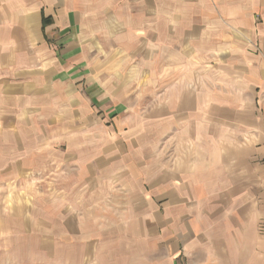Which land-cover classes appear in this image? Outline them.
<instances>
[{
    "label": "crops",
    "instance_id": "obj_1",
    "mask_svg": "<svg viewBox=\"0 0 264 264\" xmlns=\"http://www.w3.org/2000/svg\"><path fill=\"white\" fill-rule=\"evenodd\" d=\"M197 2V19H181L183 27L197 24L196 37L188 42L178 46L171 30L150 33L148 44L139 36L143 45L135 54L148 51L150 67L144 73L150 82L130 83L96 68L79 9L93 7L94 0H0V117L8 123L2 109L19 107L35 118L32 106L40 120L47 98L57 107L62 95L55 88L67 86L69 103L86 105V131L71 121L50 138L57 142L66 135L63 155L70 169L81 165L85 200L98 197L101 220L105 215L134 220L132 228L125 227L127 234L117 229L133 236L132 245H79L77 237L94 233L72 227L78 214L72 204L68 222L36 230L34 264H75L71 252L76 249L85 252L78 264H107L106 255L93 254L97 248L133 249L138 262L148 259V264H264V0ZM110 52L108 60L123 56ZM159 60H165L164 73L155 64ZM133 90L138 94L130 95ZM36 135L22 153L37 156L40 164L46 134ZM82 136L85 148L77 142ZM6 137L13 149L14 139ZM115 174L125 195L121 186L107 190L114 185L107 186L105 178L115 180ZM38 181L46 189L45 179ZM43 194L39 200L47 197ZM51 194L48 202L61 204ZM123 202L133 204V211L125 212ZM61 212L54 207V218L62 220ZM93 214L86 218L94 220ZM113 233L101 228L102 236Z\"/></svg>",
    "mask_w": 264,
    "mask_h": 264
},
{
    "label": "rangeland",
    "instance_id": "obj_2",
    "mask_svg": "<svg viewBox=\"0 0 264 264\" xmlns=\"http://www.w3.org/2000/svg\"><path fill=\"white\" fill-rule=\"evenodd\" d=\"M103 1H106L108 5L103 4L104 7H102ZM103 1L94 0L93 7H79L82 16L83 36L95 61L96 68L101 71L104 70L103 68L106 70L110 69L114 73V78L120 81L126 80L130 83H140L146 79L147 82H150V76L144 73L148 72L150 67L148 51L145 52L143 50L135 54V49L137 47L138 49L142 48L143 45V43H139L140 37L148 44L151 37L150 33L157 32L159 35H164L165 32H170L171 30L170 38H173L175 43H179L178 46H181L182 41L188 42L187 38L191 40L192 37H196L195 27L197 24L191 23L190 28L188 25L183 27L181 19L182 17L188 20L197 19L199 14L197 13V7H201L197 0H160L157 7H151V4L153 5L156 0ZM109 51H111L110 55L119 56L123 54V56L108 60L106 58L109 56ZM134 55L137 57L135 58ZM155 64H158V69H162L164 73L166 69L165 60H159ZM33 79H36V77L31 76V80ZM35 85L37 86L38 84ZM34 88L35 86L31 83L30 89L33 90ZM55 89L57 90L55 91L56 95H62L59 100L60 105L56 107L53 98H47L49 106L40 109V111H45L44 116H40V120H38L37 116L38 110L32 106L30 108L33 110L35 118L32 117L33 115L25 116L27 112L26 114L24 113L26 111H23L24 108L20 109V111H18L19 107L2 109L7 110V119L5 118V120L8 123L4 122V118L0 117V264H6L10 260L22 264H34V261L38 260L37 247L34 245L38 239V237L34 236L38 232L36 230H41L43 226L52 228L55 221L64 224L67 221L65 216L74 208H71L72 204L76 206V213H78L72 221V227L75 229H88L89 231L93 229L94 233L92 236L88 234L77 237L76 243L79 245H82V242L91 243L93 241L95 246L111 244L110 247L115 248L119 247V243L132 245L134 242L133 236L119 235L117 231L120 227V231L127 234L128 230L126 231L125 227L127 229L132 228L134 220L109 219L108 215L104 216L105 220H101V205L94 201L98 197L95 196L93 197L95 199H91L93 203L88 200L89 203L87 204L85 200L87 183L84 180V173L80 170L81 165L78 164L77 168L73 166L70 169L66 161L67 156L63 155L68 152L66 149L69 146L66 135H61L63 140L57 142L53 137L50 138L54 132L67 128L62 123L70 126L71 121H74L77 127H85L80 132H85V125H87L85 116L86 105L74 107L73 104L69 103L68 97H71V91L67 86H59ZM122 93H124V89ZM135 94L138 93L134 90L130 93L133 96ZM145 94L149 95V90ZM34 96L35 93L31 92L30 102L34 99ZM15 103L20 104L21 102L15 101ZM90 115L92 114L90 113ZM94 128L96 129V125ZM41 131L46 134L45 147H43L45 148L46 157L40 158V161L43 160L44 162L40 163V165L37 164V156H24L22 148H27L32 139L35 138L34 141H36V133H41ZM7 133L10 134V139H14V146H11L13 149L10 150L8 149L10 147H7V140H5ZM31 133L34 135L33 138L27 137V134L31 135ZM25 134L26 136H24ZM9 136L6 138L9 139ZM77 142H81L83 144L82 147L85 148V136L80 137ZM92 146L91 149L93 148ZM94 146H97V144H94ZM34 149H38V147ZM82 159L86 160V156L82 157ZM27 160L31 161L30 165L26 162ZM83 160L80 161L82 162ZM26 166L29 168L33 166V168L32 170L24 171ZM116 175L112 177L115 180L111 178V180H108V177L105 178L107 186L109 184L114 185L107 189L108 191L117 192L119 187H114H122L123 184ZM39 178L45 179L46 189L38 185V183H44L39 182ZM54 185L58 186L55 187ZM73 185L77 186H74V188ZM101 186L100 183L98 187ZM122 188L123 195H125L127 193L126 188ZM43 192L49 198L46 197L44 200H39V197L44 196ZM52 192L56 193L57 202L61 201V204L54 205L48 202V200L51 201ZM69 195H74V197ZM59 197L61 198L60 200H58ZM70 199L74 202L68 203ZM44 201L46 203L43 204L42 202ZM54 207H56V213L57 207L61 208L62 220L54 218ZM121 208L128 213L133 211L134 205L123 202ZM50 209L51 211H49ZM91 214L94 215V220L86 218V215ZM103 227L110 230L113 229L114 233L102 236L101 228ZM30 230L32 232H29ZM144 238L147 242L149 241V236H143V240ZM84 254V250L80 249L71 252V255L75 256L78 262ZM93 254L106 255L108 257L107 264H148V259H144L142 263H139L136 256H134L133 249L128 252L116 253L108 251L107 248H100V250L97 248L93 251ZM157 254L161 263L164 260L162 253L158 252ZM78 262L75 260V264H78Z\"/></svg>",
    "mask_w": 264,
    "mask_h": 264
}]
</instances>
